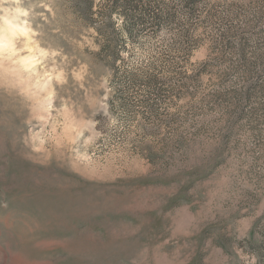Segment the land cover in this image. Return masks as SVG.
Returning a JSON list of instances; mask_svg holds the SVG:
<instances>
[{"label": "rangeland", "instance_id": "1", "mask_svg": "<svg viewBox=\"0 0 264 264\" xmlns=\"http://www.w3.org/2000/svg\"><path fill=\"white\" fill-rule=\"evenodd\" d=\"M75 1L0 0V264H264V0Z\"/></svg>", "mask_w": 264, "mask_h": 264}, {"label": "trees", "instance_id": "2", "mask_svg": "<svg viewBox=\"0 0 264 264\" xmlns=\"http://www.w3.org/2000/svg\"><path fill=\"white\" fill-rule=\"evenodd\" d=\"M128 2V0H125ZM94 0H79L75 1L76 5L80 8H83L85 11H89L93 5ZM86 14V13H85Z\"/></svg>", "mask_w": 264, "mask_h": 264}]
</instances>
